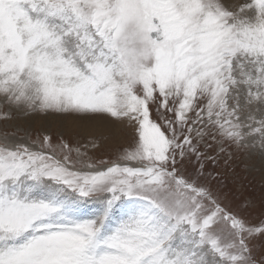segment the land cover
I'll return each mask as SVG.
<instances>
[{
  "label": "snow or ice",
  "instance_id": "1",
  "mask_svg": "<svg viewBox=\"0 0 264 264\" xmlns=\"http://www.w3.org/2000/svg\"><path fill=\"white\" fill-rule=\"evenodd\" d=\"M0 102L136 136L0 142V264H264L204 182L264 153V0H0Z\"/></svg>",
  "mask_w": 264,
  "mask_h": 264
},
{
  "label": "rangeland",
  "instance_id": "2",
  "mask_svg": "<svg viewBox=\"0 0 264 264\" xmlns=\"http://www.w3.org/2000/svg\"><path fill=\"white\" fill-rule=\"evenodd\" d=\"M244 0H233L240 4ZM5 115L7 118H5ZM152 118L159 117L152 109ZM48 136L52 143L65 141L73 148L87 152L94 161L115 160L118 153L134 146V129L126 122L117 123L107 117L79 119L54 114H25L0 102V142H22L32 144ZM92 141L98 145L93 147ZM87 145V147H85ZM188 171L192 168L189 166ZM207 183L225 209L249 226L264 225V153L254 150H233L232 159L220 166L209 167ZM254 254L259 260L264 257V237L254 241Z\"/></svg>",
  "mask_w": 264,
  "mask_h": 264
}]
</instances>
